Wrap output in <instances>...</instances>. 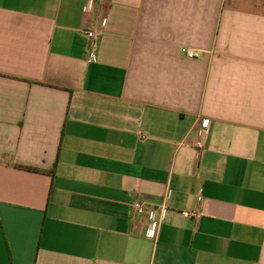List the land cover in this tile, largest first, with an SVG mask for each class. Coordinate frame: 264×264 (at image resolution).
<instances>
[{"label": "crops", "instance_id": "obj_1", "mask_svg": "<svg viewBox=\"0 0 264 264\" xmlns=\"http://www.w3.org/2000/svg\"><path fill=\"white\" fill-rule=\"evenodd\" d=\"M0 264H264V0H0Z\"/></svg>", "mask_w": 264, "mask_h": 264}, {"label": "built area", "instance_id": "obj_2", "mask_svg": "<svg viewBox=\"0 0 264 264\" xmlns=\"http://www.w3.org/2000/svg\"><path fill=\"white\" fill-rule=\"evenodd\" d=\"M83 34L89 41L88 49L90 50V56L92 59L94 58V49L96 47L98 34L91 29L83 31ZM180 53L187 59H198L200 57V54L198 52L189 50L186 47H182ZM209 132L210 124L208 120L202 119L199 124L198 139L194 144V149L197 153L204 149ZM133 210L136 214L144 215L148 218L149 222L147 225V236L152 239L156 238L160 225L162 224V221L164 220L166 212L168 210L165 202L158 206H152L147 201L138 199L133 204ZM185 215L190 218H197L198 216H200V213L198 211H186Z\"/></svg>", "mask_w": 264, "mask_h": 264}, {"label": "trees", "instance_id": "obj_3", "mask_svg": "<svg viewBox=\"0 0 264 264\" xmlns=\"http://www.w3.org/2000/svg\"><path fill=\"white\" fill-rule=\"evenodd\" d=\"M22 168H24V169H26V170H29V171H32V172H38V173H45V172H48V173H50L51 171H44V170H42V169H39V168H34V167H22Z\"/></svg>", "mask_w": 264, "mask_h": 264}]
</instances>
